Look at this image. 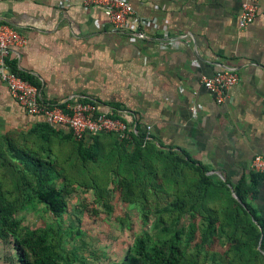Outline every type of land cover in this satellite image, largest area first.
Here are the masks:
<instances>
[{
    "label": "crops",
    "instance_id": "obj_1",
    "mask_svg": "<svg viewBox=\"0 0 264 264\" xmlns=\"http://www.w3.org/2000/svg\"><path fill=\"white\" fill-rule=\"evenodd\" d=\"M126 1L136 18L157 20L145 40L113 32L84 0H0V22L26 38L7 58L39 80L44 102L83 98L110 111L116 104L165 147L253 186L250 162L264 157V0L245 29L238 26L243 0ZM179 36L176 48H160ZM225 69L239 81L217 104L202 78ZM38 121L0 81V129L26 131ZM255 190L250 203L264 224V176Z\"/></svg>",
    "mask_w": 264,
    "mask_h": 264
},
{
    "label": "trees",
    "instance_id": "obj_2",
    "mask_svg": "<svg viewBox=\"0 0 264 264\" xmlns=\"http://www.w3.org/2000/svg\"><path fill=\"white\" fill-rule=\"evenodd\" d=\"M6 63L41 92L37 78L9 58ZM110 107L119 118L120 107ZM131 122L136 132L126 139L76 140L42 121L26 131L0 129V242L12 251L4 264L88 263L83 248L72 245L79 230L63 222L76 191L91 193L102 209L93 210L96 216L112 215L111 194L137 211L139 231L127 216L116 219L133 241L114 264H264V224L250 203L262 175L251 176L253 186L208 175L210 167L145 139L137 118ZM40 206L53 222L26 226L20 214Z\"/></svg>",
    "mask_w": 264,
    "mask_h": 264
},
{
    "label": "built area",
    "instance_id": "obj_3",
    "mask_svg": "<svg viewBox=\"0 0 264 264\" xmlns=\"http://www.w3.org/2000/svg\"><path fill=\"white\" fill-rule=\"evenodd\" d=\"M258 4V0H243L238 15L240 29L247 28L255 20ZM84 5L99 8L112 31L126 34L132 42L145 40L147 32L157 24L153 17L136 18L134 9L126 0H84ZM164 36H167V32ZM181 38H168V43L161 42L160 48H176ZM25 44L26 38L8 24L0 22V81L27 115L39 118L53 129L71 132L76 140H90L102 134H114L119 139H126L136 132L135 125L128 121L126 115L120 113L119 118H112V111L103 109L93 100L82 98L74 104L44 102L40 91L12 73L6 63L10 51ZM238 81L239 76L233 69L218 70L211 77L202 78L203 87L213 95L217 104L227 99V93ZM150 130V126L145 128L147 140ZM249 168L251 172L264 176V157L255 156Z\"/></svg>",
    "mask_w": 264,
    "mask_h": 264
},
{
    "label": "rangeland",
    "instance_id": "obj_4",
    "mask_svg": "<svg viewBox=\"0 0 264 264\" xmlns=\"http://www.w3.org/2000/svg\"><path fill=\"white\" fill-rule=\"evenodd\" d=\"M111 198L114 211L110 217L105 214L95 215V208L102 209L93 205L90 192L76 191L68 200V213L63 222L67 228L79 230L81 236L76 237L78 239L72 245L83 248L87 264H114L122 259L126 249L132 244V231L125 229L116 219L127 216L132 228L140 230L137 211L121 203L116 194H111ZM20 216H24V224L32 228L53 222V217L43 206L37 212L21 213ZM10 248V245L0 242V264H3L5 257L12 256Z\"/></svg>",
    "mask_w": 264,
    "mask_h": 264
},
{
    "label": "water",
    "instance_id": "obj_5",
    "mask_svg": "<svg viewBox=\"0 0 264 264\" xmlns=\"http://www.w3.org/2000/svg\"><path fill=\"white\" fill-rule=\"evenodd\" d=\"M208 174H209V175L216 174L218 177H220L222 180H224L223 177H222V175H221L220 173L216 172V171H211V172H209ZM233 196L235 197L234 194H233ZM235 198H236V197H235ZM237 200H238V199H237Z\"/></svg>",
    "mask_w": 264,
    "mask_h": 264
}]
</instances>
